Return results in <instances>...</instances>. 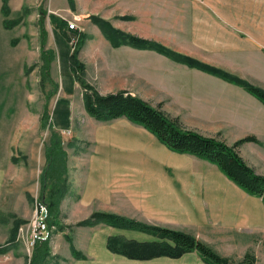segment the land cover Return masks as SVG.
Returning <instances> with one entry per match:
<instances>
[{
  "label": "rangeland",
  "instance_id": "1",
  "mask_svg": "<svg viewBox=\"0 0 264 264\" xmlns=\"http://www.w3.org/2000/svg\"><path fill=\"white\" fill-rule=\"evenodd\" d=\"M64 3L68 6L67 0ZM9 7L8 19L19 22L6 28L5 17L0 8V166L4 172L0 194V243L9 239L15 220H25L26 223L19 227L12 250L19 257L25 258L26 264H30L36 245L30 246L28 242L31 222L37 208L44 207L37 199L41 189L40 175L47 162L46 147L51 143L52 130L61 134L68 155L67 175L72 194L61 203V221L72 227L58 230L54 225L55 229L50 237L51 255L43 264H71L76 256L73 246L83 255L82 251H86L88 246V238H84L85 230L82 227L85 226L77 223L96 211L114 212L138 220L156 222L149 219L150 216L138 209L134 202L119 194L121 192L114 194L107 202L95 199L86 210H76V202L85 191L94 158L113 155L119 163L129 158L136 159L137 156L138 161L134 160L136 163L144 159L160 175L172 174L176 166L198 168L193 164L192 156L180 155L175 158L170 155L165 160L159 158L157 152L162 146L146 131L132 133L124 121L102 122L87 113L80 83L72 76L71 86L66 88L64 85L63 73L69 66L65 50L69 49L72 53L76 39L68 42V49L62 47V33L51 24L50 14L57 15L67 23L73 19L77 21L78 29L85 37L79 58L86 64L88 81L102 94L127 91L159 106L182 127L211 134L206 136L217 137L229 145L246 134L256 132L264 135V104L261 102L250 98L247 105L249 111L242 110L233 114L243 124L241 128L227 122L220 123L219 117L227 114L226 112L217 113V120L196 123L194 118H188V112L169 93L174 84L169 73H184L187 68L166 62L163 58L159 60L158 51L153 49L135 51L121 46L115 49L107 43H101L98 29L89 17L79 16L78 12L69 8L65 11L56 10L54 0H9ZM42 10L47 12L45 38L40 26ZM145 39L165 45L159 40ZM167 47L177 51L173 47ZM43 49L55 53L49 69L50 76L46 74L41 56ZM46 116L49 118L44 122ZM261 139L257 144H242L238 149L250 166L264 174V136ZM13 157H18L19 162L14 163ZM205 167L207 166L202 168L205 170ZM209 168L213 166L209 165ZM194 174L196 173L193 172L192 175ZM156 224L182 230V227L168 223ZM189 233L238 264H245L243 261L248 254L255 258L253 264H264V224L245 227L221 220L213 224L209 220L203 228ZM67 235L71 236V240ZM126 235L133 237L131 233ZM136 237L148 239L141 235ZM9 259L7 254L0 255V264H8ZM148 264L178 262L163 258L149 261Z\"/></svg>",
  "mask_w": 264,
  "mask_h": 264
},
{
  "label": "crops",
  "instance_id": "2",
  "mask_svg": "<svg viewBox=\"0 0 264 264\" xmlns=\"http://www.w3.org/2000/svg\"><path fill=\"white\" fill-rule=\"evenodd\" d=\"M67 1L68 6L65 5L64 0H54L55 9L65 11L69 8L78 12L79 16L84 15L89 19L91 15L100 16L112 21L116 27L126 32L159 40L181 53L264 88V0ZM0 8L2 12V0H0ZM96 28L100 42L114 48L98 25ZM59 31L63 34L60 36L62 47L65 49L68 42L74 41V33L82 32L79 29H74V32L67 29L66 32ZM121 47L135 51L141 50L130 45ZM65 51L66 63H69V66L66 67L68 70L63 73V78L65 87L69 88L70 79L72 76L75 79V76L70 65L71 51L69 49ZM157 54L159 60L163 58L166 62L187 68L184 73H169L174 81L169 93L175 97L177 104L188 112V118H194L196 123L217 120L219 117L217 113L226 112L227 114L219 117L220 123L227 122L241 128L243 124L239 123L233 114L242 110L249 111L247 105L250 98L264 104L235 82L176 62L158 52ZM117 121H124L127 129L132 133L143 130L153 136V140L162 146L157 152L159 158L165 160L170 155L192 156L193 164L198 168L186 166L178 168L175 165L172 174L160 175L158 170L151 167L149 163H145L144 159L136 163L137 156H135L136 159L129 158L119 163L112 157L113 155L94 158L85 191L76 202L77 211L86 210L95 199L107 202L114 197V194L121 192L119 194L126 196L138 209L150 216L149 219L156 221L139 220L143 222L168 223L180 226L182 230L188 232L198 231L206 226L209 220L213 224L221 220L225 223L242 224L245 227L264 224L262 199L250 195L239 187L216 164L195 155L172 151L152 132L127 118L121 117L109 122ZM247 135H255L258 142L244 144H257L264 136L256 132L245 136ZM209 165L213 168H209ZM138 166L141 168H137ZM204 166H207L205 170L202 168ZM1 169L0 166V194L4 176ZM193 172L196 174L192 175ZM71 194L70 188L66 197ZM82 228L85 230L84 238H88L87 249L82 251L85 257L74 256L71 264H148L149 261L163 258L172 259L178 264H207L196 251L186 252L176 258L169 256L147 259L130 258L114 253L108 248L109 236L121 235L126 239L142 242L160 240V238L143 231L106 224ZM128 233L133 234V237H128L126 235ZM140 235L148 239L136 237ZM5 254L10 257L8 264H26L25 258L15 254L12 247Z\"/></svg>",
  "mask_w": 264,
  "mask_h": 264
},
{
  "label": "trees",
  "instance_id": "3",
  "mask_svg": "<svg viewBox=\"0 0 264 264\" xmlns=\"http://www.w3.org/2000/svg\"><path fill=\"white\" fill-rule=\"evenodd\" d=\"M69 1L71 2V0ZM2 12L5 17L6 28H11L18 24V20L11 22L8 19L10 14L9 0H2ZM46 14V11H41L40 26L44 38L47 34L45 29ZM90 19L99 26L104 36L115 48L122 45H130L140 49L156 50L175 61L217 74L226 80L235 82L264 103V88L260 86L184 53L177 52L159 42L150 41L120 30L112 25L110 21L100 16L91 15ZM50 22L56 29L63 30V32H66V29L74 32V29H69L65 20L55 14H50ZM74 34L76 42L70 55V65L75 79L83 89L85 109L90 116L102 122H109L121 117L127 118L129 121L152 132L172 151L195 155L216 164L230 180L250 195L260 197L264 203V174L258 173L250 166L241 156L238 149L246 142H258L255 135H247L233 145H229L217 137L206 136L182 127L178 121L172 119L159 106H154L150 102L127 91L102 94L95 85L88 81L86 64L79 58V52L85 37L81 32ZM44 44L43 46H45ZM41 56L44 61L46 74L50 76L49 69L52 60L55 58V53L54 51L43 49ZM48 78L50 79V77ZM48 118L46 116L44 122L48 121ZM46 158V165L40 175L41 189L37 200L40 205L45 207L46 221L49 225H55L58 230H64L67 227H72V225H65L61 221V203L70 190L67 175L68 155L64 148L61 134L55 130L51 131V143L46 147ZM12 161L18 163L19 159L18 157H13ZM23 223H26L23 219L14 221L9 240L4 244H0V254H5L11 249L12 244L17 240L19 227ZM99 223L139 230L160 238V240L142 242L126 239L121 235L109 236L108 248L114 253L123 254L130 258L147 259L158 256L176 258L186 252L196 251L207 264H238L221 255L194 234L170 226L143 222L104 211L94 212L87 219L77 223V225L94 226ZM67 238L71 240V236L67 235ZM72 249L76 257H85L74 246ZM50 255V238L39 239L34 247L30 264H43ZM254 260L255 258L248 254L243 262L245 264H253Z\"/></svg>",
  "mask_w": 264,
  "mask_h": 264
},
{
  "label": "built area",
  "instance_id": "4",
  "mask_svg": "<svg viewBox=\"0 0 264 264\" xmlns=\"http://www.w3.org/2000/svg\"><path fill=\"white\" fill-rule=\"evenodd\" d=\"M69 29H78V23L75 19L68 21ZM55 229L54 225H49L46 221L45 207L37 208L35 217L31 222V233L28 238L30 246H33L39 239L50 238Z\"/></svg>",
  "mask_w": 264,
  "mask_h": 264
}]
</instances>
